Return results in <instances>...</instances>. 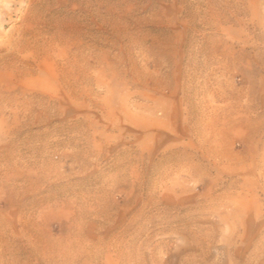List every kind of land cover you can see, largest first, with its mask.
<instances>
[{
    "label": "rangeland",
    "instance_id": "obj_1",
    "mask_svg": "<svg viewBox=\"0 0 264 264\" xmlns=\"http://www.w3.org/2000/svg\"><path fill=\"white\" fill-rule=\"evenodd\" d=\"M0 264H264V0H0Z\"/></svg>",
    "mask_w": 264,
    "mask_h": 264
}]
</instances>
